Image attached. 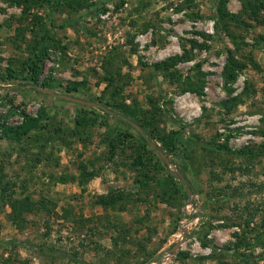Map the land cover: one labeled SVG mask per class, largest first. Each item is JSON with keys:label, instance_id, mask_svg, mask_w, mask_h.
<instances>
[{"label": "rangeland", "instance_id": "obj_1", "mask_svg": "<svg viewBox=\"0 0 264 264\" xmlns=\"http://www.w3.org/2000/svg\"><path fill=\"white\" fill-rule=\"evenodd\" d=\"M0 264H264V0H0Z\"/></svg>", "mask_w": 264, "mask_h": 264}, {"label": "trees", "instance_id": "obj_2", "mask_svg": "<svg viewBox=\"0 0 264 264\" xmlns=\"http://www.w3.org/2000/svg\"><path fill=\"white\" fill-rule=\"evenodd\" d=\"M223 15H225V14H224V12L221 11V12L219 13V17L221 18ZM21 129H22V130H21L19 136H20L21 134H22V135H26V134L28 133V131L30 130V126H28V128L25 127V126H22Z\"/></svg>", "mask_w": 264, "mask_h": 264}]
</instances>
